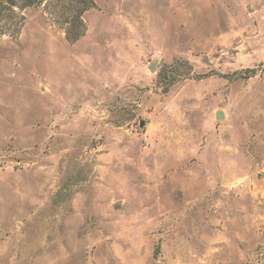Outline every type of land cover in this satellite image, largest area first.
Segmentation results:
<instances>
[{"label": "rangeland", "instance_id": "374dc122", "mask_svg": "<svg viewBox=\"0 0 264 264\" xmlns=\"http://www.w3.org/2000/svg\"><path fill=\"white\" fill-rule=\"evenodd\" d=\"M24 15L0 264H264V0H96L76 40Z\"/></svg>", "mask_w": 264, "mask_h": 264}, {"label": "trees", "instance_id": "16d2710c", "mask_svg": "<svg viewBox=\"0 0 264 264\" xmlns=\"http://www.w3.org/2000/svg\"><path fill=\"white\" fill-rule=\"evenodd\" d=\"M96 0H0V39L16 36L25 22L24 10L41 7L67 34L76 40L86 31L85 13L95 7Z\"/></svg>", "mask_w": 264, "mask_h": 264}, {"label": "water", "instance_id": "95a60500", "mask_svg": "<svg viewBox=\"0 0 264 264\" xmlns=\"http://www.w3.org/2000/svg\"><path fill=\"white\" fill-rule=\"evenodd\" d=\"M151 69L154 70V69H155V65H152V66H151ZM223 117H224L223 113H222L221 111H219V112L217 113V118H223ZM143 124H144V123L142 122L141 125H143Z\"/></svg>", "mask_w": 264, "mask_h": 264}]
</instances>
